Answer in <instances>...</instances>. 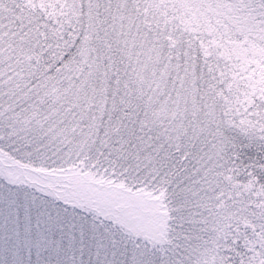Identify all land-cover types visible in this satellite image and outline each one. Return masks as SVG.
<instances>
[{
	"label": "snow or ice",
	"instance_id": "obj_1",
	"mask_svg": "<svg viewBox=\"0 0 264 264\" xmlns=\"http://www.w3.org/2000/svg\"><path fill=\"white\" fill-rule=\"evenodd\" d=\"M0 264H264V0H0Z\"/></svg>",
	"mask_w": 264,
	"mask_h": 264
}]
</instances>
